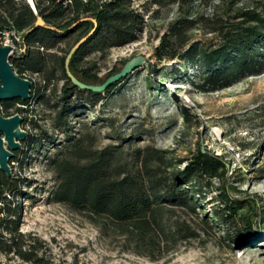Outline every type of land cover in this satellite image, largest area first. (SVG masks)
<instances>
[{"label": "rangeland", "instance_id": "obj_1", "mask_svg": "<svg viewBox=\"0 0 264 264\" xmlns=\"http://www.w3.org/2000/svg\"><path fill=\"white\" fill-rule=\"evenodd\" d=\"M211 1L198 7L199 15L212 13L219 1ZM222 4L218 13L231 16L239 9H253L264 14V0H223ZM132 8L144 20L136 39L112 47L89 44L76 65L98 76L137 55L144 57L142 65L97 97L71 94L64 116L59 115L64 80L58 57L71 48L79 32L49 50L38 44L27 46L32 57L49 55L41 72L31 70L32 65L23 69L10 63L11 57L20 56L19 46L8 58L14 72L21 69V76L32 83L27 103L16 99L0 105L2 116L22 117L19 129L26 133L17 139V148L5 145L11 153L9 175L19 184L16 193L5 195L20 213L18 231L24 235V249H30L39 264H264V71L215 91H202L192 65L156 57L162 35L179 16L176 6L132 0ZM189 35L192 42L201 43L213 37L199 26ZM14 37H20L22 45L21 32L14 28L0 34V45ZM83 133L96 136L97 148L120 146L127 160L133 150L148 146L166 151L180 168L198 148L221 156L227 177L222 181L207 176L209 186L201 189L202 198L195 197L197 214L178 211L166 219L168 224L184 221L197 236L168 241L152 254L136 252L120 238L103 237L80 215L54 201L57 182L48 161L68 139ZM258 165L261 171L254 170ZM224 185L240 206L227 223L220 224L214 214L220 206L215 195ZM0 264L37 263L13 251H0Z\"/></svg>", "mask_w": 264, "mask_h": 264}, {"label": "trees", "instance_id": "obj_2", "mask_svg": "<svg viewBox=\"0 0 264 264\" xmlns=\"http://www.w3.org/2000/svg\"><path fill=\"white\" fill-rule=\"evenodd\" d=\"M218 1L211 14L199 15L198 7L211 0H152L160 7L175 5L179 15L162 35L155 50L156 57L160 60L178 58L192 65L195 76L201 79L197 88L205 92L221 89L235 79L264 71V14L253 9H239L231 16L226 12L218 13L223 0ZM32 2L35 11L27 1L0 0V34L14 28L21 32V46L26 47L20 56L11 57L10 63L23 69L32 65L29 67L31 70L41 72L49 55L39 53L32 57L27 46L38 44L49 50L62 38L78 31L74 45L90 32L93 28L91 19H95V31L77 49L69 63L72 74L86 84L103 83L124 63L102 76L91 74L76 65L84 48L97 43L112 47L133 42L144 23L140 13L132 8V0ZM37 16L54 29L35 27ZM197 26L213 34L209 42H192L189 32ZM68 51L58 57L64 80L61 87L63 108L59 112L62 116L70 106L71 94L97 97L117 84H111L100 93L74 86L64 69ZM21 74L22 70L18 69L17 75L22 77ZM30 90L32 93V86ZM18 101L22 104L28 102ZM95 139L96 136L90 133L71 137L62 151L49 159V168L57 182L54 201L80 215L103 237L120 238L132 244L136 252L152 254L168 241L197 236V232L184 221L168 224L170 221L166 222V219L178 211L187 215L197 214L198 199L195 197L202 198L201 189L209 186L207 176L222 181L227 177L221 156L198 148L180 168L164 150L149 146L137 148L127 160L120 146L97 148ZM262 169L260 165L254 167L255 171ZM18 187L17 181L0 169V251L5 254L13 251L21 259L39 264L32 257V251L24 249V235L18 231L20 213L13 199L5 195L16 193ZM215 199L220 204L214 209L215 218L220 224H225L235 215L240 202L231 197L225 185L220 187Z\"/></svg>", "mask_w": 264, "mask_h": 264}, {"label": "water", "instance_id": "obj_3", "mask_svg": "<svg viewBox=\"0 0 264 264\" xmlns=\"http://www.w3.org/2000/svg\"><path fill=\"white\" fill-rule=\"evenodd\" d=\"M31 8L35 11L34 5H30ZM93 23V28L86 35L81 37L68 51L65 60H64V69L67 78L73 83L74 86L81 90H88L95 93L104 92L108 86L114 83H118L122 79L126 78L131 72L140 67L144 61L142 55L134 56L128 59L122 66V68L109 76L103 83L98 85L86 84L78 80L70 71L69 63L73 54L77 49L88 39L89 36L93 34L96 29L97 22L95 19H91ZM35 27H46L53 30V27L45 25L44 20L41 16H37ZM25 46L23 50H25ZM11 47L8 45H0V102L8 100H27L30 98V88L32 83L17 75L11 64L8 61V58L11 55ZM22 121V117L18 113H15L11 116L4 117L0 113V169L4 171L7 175L10 174V166L8 164L9 157L11 153H6L2 147V137H5L7 141V146L11 149L18 147V143L14 142V139H23L26 136L25 132H17L16 128L19 127ZM203 150V149H202Z\"/></svg>", "mask_w": 264, "mask_h": 264}, {"label": "built area", "instance_id": "obj_4", "mask_svg": "<svg viewBox=\"0 0 264 264\" xmlns=\"http://www.w3.org/2000/svg\"><path fill=\"white\" fill-rule=\"evenodd\" d=\"M20 37H14V39L6 38L1 45H8L11 47V52H15L19 46V50L22 52V46L19 45Z\"/></svg>", "mask_w": 264, "mask_h": 264}, {"label": "bare ground", "instance_id": "obj_5", "mask_svg": "<svg viewBox=\"0 0 264 264\" xmlns=\"http://www.w3.org/2000/svg\"><path fill=\"white\" fill-rule=\"evenodd\" d=\"M25 1H27L30 5H31V4L33 5L32 0H25ZM15 131H17V132H19V133L23 132L21 129H19V127L16 128ZM14 142H15V143L17 142V139H16V138L14 139ZM6 144H7V141H6L5 137H2V147H3V149L6 151V153H9V150H7V148H6V146H5Z\"/></svg>", "mask_w": 264, "mask_h": 264}]
</instances>
